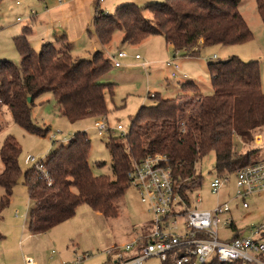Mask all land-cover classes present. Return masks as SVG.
I'll use <instances>...</instances> for the list:
<instances>
[{
	"label": "trees",
	"instance_id": "16d2710c",
	"mask_svg": "<svg viewBox=\"0 0 264 264\" xmlns=\"http://www.w3.org/2000/svg\"><path fill=\"white\" fill-rule=\"evenodd\" d=\"M1 1V0H0ZM241 0H160L144 6L120 3L114 12L99 9L96 1L93 31L101 47L110 43L117 30L122 43L136 45L149 36L160 35L173 47L174 54L197 56L203 47L235 45L250 41L253 33L238 9ZM264 28V0H255ZM149 11L150 17L144 15ZM26 25L13 37L19 64L0 59V106H6L12 120L25 131L45 136L31 118L34 100L42 93L53 94L60 116L70 123L108 114L106 94L113 82H101L111 69L102 50L90 58L73 56L66 35L44 42L36 52L28 40ZM207 71L212 92L202 95L192 81L181 83V93L163 98L158 93L151 105H141L132 116L124 136L109 135L106 148L111 158L113 178L94 175L88 162L90 139L86 131H75L45 157L46 176L34 167L21 170V147L12 135L0 145V222L9 205L19 177L27 188L31 206L27 229L41 233L70 219L81 204L103 216H115V202L129 186L127 172L132 163L150 154H161L171 165L175 189L189 206L191 195L203 177L195 165L214 155L217 175L235 170L259 159L253 156L255 135L264 130V90L257 60L243 61L233 55L209 61ZM186 91V92H185ZM191 91V94H186ZM30 97V101H27ZM251 145V146H250ZM232 237L241 232L231 223ZM4 236L0 233V239ZM264 239V233L262 234ZM140 244L145 241L141 239ZM264 259V254H262ZM105 264H114L110 261ZM160 264H173L162 262ZM208 264H241L240 261Z\"/></svg>",
	"mask_w": 264,
	"mask_h": 264
},
{
	"label": "rangeland",
	"instance_id": "374dc122",
	"mask_svg": "<svg viewBox=\"0 0 264 264\" xmlns=\"http://www.w3.org/2000/svg\"><path fill=\"white\" fill-rule=\"evenodd\" d=\"M96 1L1 0L0 59L6 58L19 64L20 56L13 44V37L26 25L31 26L32 31L28 39L36 52L40 50L42 43L55 42V37L62 36L64 32L73 41L71 46L73 56L90 58L94 51L102 50L104 56L111 61V69L101 78V82L115 84L113 93H107L105 96L109 112L104 116L110 128H115L120 123L127 129L132 116L141 105H151L156 101L150 97L151 94L156 96L159 93L163 98H174L179 95L181 81H186L179 79L182 78L181 73H186L192 81L199 84L196 90L202 95L210 94L212 88L207 63L225 60L233 55L243 61L259 62L264 90V28L256 11L255 0H241L238 5L240 13L253 33L250 41L235 45L203 47L197 56L176 55L182 72H179L180 68L176 69L173 63L170 65L165 63L167 60H176L173 58L174 53L169 55L165 50L162 51L165 42L160 35L149 36L147 40L136 45H123L122 31L117 30L110 43L101 48L93 32ZM149 1L160 0H103L99 1V9L111 13L119 3L134 2L144 6ZM144 15L150 17L149 11H145ZM30 16H33V20L29 19ZM53 20L54 24L51 25L50 21ZM119 49H124L127 56L118 59L121 66L115 67L112 60ZM136 54L141 59H135ZM149 60L151 62H148ZM142 62L147 63L142 66ZM171 71H175L177 76L171 77ZM186 94H191V91H187ZM31 118L38 126L49 128L45 136L25 131L12 120L7 107L0 106V145L7 135H12L16 139L21 147L18 163L22 171L32 167L25 161L28 155L34 156L37 160L44 159L51 150L67 142L75 131L80 130L86 131L90 139L88 162L93 174L96 176L104 174L113 178L111 158L105 144L109 135H121L119 130L112 129L99 136L94 127L93 117L70 123L58 114L56 101L50 92L42 93L34 100ZM252 147L257 148L254 159L264 158L263 129L255 135ZM195 168L203 180L201 186L191 195L192 203L195 202L197 195L201 199L197 206L203 209L228 200L231 206L229 216L240 229L242 236H250L253 226L264 224V195H249L246 199L248 207H241L238 200L231 196L234 190L233 174H229V181L218 193H212L209 188V182L215 174L212 153L198 161ZM1 169L0 161V171ZM1 194L3 190L0 186V196ZM29 201L27 188L22 183L21 176L13 187L9 205L2 213L0 233L4 237L0 239V264H24V254L32 257L34 264H62L76 258H82L79 264H105L114 261L119 254L128 255L122 246L145 237L152 229V215L140 201L136 189L131 184L116 200L115 216H103L94 212L88 205L81 204L70 219L36 234L27 229L28 210L31 206ZM229 234V228L219 230L221 238ZM144 264H159V260L149 258Z\"/></svg>",
	"mask_w": 264,
	"mask_h": 264
},
{
	"label": "built area",
	"instance_id": "2783aa9c",
	"mask_svg": "<svg viewBox=\"0 0 264 264\" xmlns=\"http://www.w3.org/2000/svg\"><path fill=\"white\" fill-rule=\"evenodd\" d=\"M176 55L180 53L174 54V60L177 59ZM126 56V51L119 49L113 57V66L119 67L121 63L118 59ZM134 57L140 58L138 54ZM145 63L142 62V66ZM165 63H173L178 68L176 61L172 59ZM171 76L175 77L176 72L172 71ZM181 77L187 76L182 74ZM153 96L154 94L150 95ZM94 127L99 136L112 129L119 130L121 136L126 134V129L120 123L115 128H110L106 116L96 118ZM25 161L44 176L47 175L45 158L37 160L28 155ZM233 175L234 190L231 196L238 200L241 207H248L246 199L249 195H264V158L235 170ZM127 178L129 185L136 189L140 201L152 215V229L145 237L124 244L122 247L128 255L119 254L114 264H144L149 258H157L159 264H208L214 259L221 263L240 261L241 264H264V224L253 226L250 236L240 234L233 238L229 201L224 200L203 209L197 206L201 202L197 195L195 202L187 206L177 194L171 165L163 155L150 154L134 161L127 172ZM228 181L229 174L215 173L209 182L210 191L218 193ZM221 228H229L230 234L221 238ZM141 239L145 241L143 245L139 242ZM81 259L76 258L62 264H79ZM23 262L34 264L30 256H24Z\"/></svg>",
	"mask_w": 264,
	"mask_h": 264
},
{
	"label": "crops",
	"instance_id": "0c3cea01",
	"mask_svg": "<svg viewBox=\"0 0 264 264\" xmlns=\"http://www.w3.org/2000/svg\"><path fill=\"white\" fill-rule=\"evenodd\" d=\"M103 1V0H102ZM1 2V1H0ZM17 5H18V3H16ZM96 4V3H95ZM120 4V3H119ZM25 18H28V17H25ZM24 18V19H25ZM33 18V16H30L29 17V19L30 20H33L32 19ZM50 24L51 25H53L54 24V20L53 21H50ZM22 29V28H21ZM31 31H32V29H31ZM87 32L88 33H90V31H89V29H87ZM94 32V31H93ZM20 33H21V31H20ZM19 33V34H20ZM63 34H65L66 35V40L72 45V43H73V41H71V38L69 37V35L68 34H66L65 32L63 33ZM68 35V36H67ZM94 37H95V39H96V41H97V43L99 44V42H98V40H97V38H96V36L94 35ZM162 37V36H161ZM42 40H45V38H41ZM70 39V40H69ZM148 38H146L145 40H147ZM164 39V38H163ZM29 40V39H28ZM144 40V41H145ZM144 41H142V42H144ZM43 42V41H42ZM164 42H165V48L164 49H162V51L163 50H165V52L167 53V54H169V55H171V54H173L174 53V51H173V47H172V45L170 44V43H167L165 40H164ZM31 44V43H30ZM125 44H127V43H123V45H125ZM108 45V44H107ZM99 46H100V44H99ZM106 46V45H105ZM105 46H103V47H101V48H104ZM182 57H185V56H182ZM189 57H191V56H189ZM125 58V57H124ZM120 59H122V58H120ZM136 59V58H135ZM139 59H141V57L139 58ZM139 59H137V60H139ZM148 62H151L150 60L148 61ZM147 63V62H146ZM176 63H177V65H178V68H180L179 69V72H182L181 71V66H180V64H179V62H178V59H176ZM121 66V65H120ZM119 66V67H120ZM172 72V71H171ZM184 73V72H183ZM186 74V73H185ZM181 75H182V73H181ZM170 76H171V74H170ZM176 76H177V74H176ZM175 76V77H176ZM187 76V75H186ZM172 77V76H171ZM179 79H184V80H186V81H192V79H190L189 78V76H187L186 78H179ZM182 82H184V81H181V83ZM192 82H194V81H192ZM198 87H199V84L197 83V82H194ZM168 86V85H167ZM159 94V93H158ZM160 95V94H159ZM2 195V194H1ZM10 201H11V198H10ZM24 256H28V255H26V254H24Z\"/></svg>",
	"mask_w": 264,
	"mask_h": 264
},
{
	"label": "water",
	"instance_id": "95a60500",
	"mask_svg": "<svg viewBox=\"0 0 264 264\" xmlns=\"http://www.w3.org/2000/svg\"><path fill=\"white\" fill-rule=\"evenodd\" d=\"M27 101H28V102L30 101V97H27Z\"/></svg>",
	"mask_w": 264,
	"mask_h": 264
}]
</instances>
